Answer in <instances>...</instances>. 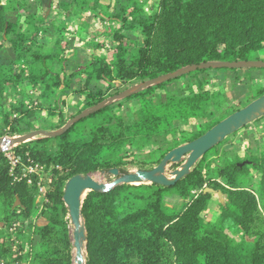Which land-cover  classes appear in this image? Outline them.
<instances>
[{"label": "trees", "instance_id": "16d2710c", "mask_svg": "<svg viewBox=\"0 0 264 264\" xmlns=\"http://www.w3.org/2000/svg\"><path fill=\"white\" fill-rule=\"evenodd\" d=\"M35 1L41 12L37 7H17L25 14L21 22L20 17L7 16L8 8L0 0V116L4 120L0 136L37 129L26 120L41 112L58 117L60 127L65 125L64 109L48 105L64 86L72 88L80 103L69 109L71 119L82 107L104 101L109 91L119 93L127 84L203 62L252 60L253 54L264 50V0H157L152 12L141 0H57L55 14L63 15L58 26L53 13L46 12L50 0ZM72 7L108 27L87 37L89 55L75 49L66 58L72 48L67 28ZM53 26L59 35L47 47L40 41ZM99 36L111 42L110 59L99 54L105 47ZM220 70L239 69H201L182 77ZM166 83L115 102L75 122L60 136L40 135L18 145L16 152L26 164L38 165L52 178L41 207L36 199L39 177L32 185L14 180L7 158L0 153V264H73L71 219L64 201L68 180L113 168L130 172L136 161L127 154L128 147L173 133L177 122L205 117L215 97L203 89L168 94L159 103L148 98ZM21 86L34 91L27 93L28 101L19 98L18 103L4 104L6 93L18 92ZM262 94L264 87L258 97ZM131 98L140 100V109L128 122L115 107ZM227 116L190 136L180 131V138L172 139L160 158L140 168H153L166 153L200 137ZM88 118L89 137L83 132ZM238 132L208 151L174 185L146 182L118 185L108 192L90 191L82 206L88 234L86 264H264V142L262 151L246 159L227 156L217 176L206 160L207 154L218 153L220 145ZM52 141L55 145H49ZM169 195L183 200L181 208L166 204ZM215 195L224 199L219 201V219L203 223V213ZM232 229L240 232L239 240L232 237Z\"/></svg>", "mask_w": 264, "mask_h": 264}, {"label": "rangeland", "instance_id": "374dc122", "mask_svg": "<svg viewBox=\"0 0 264 264\" xmlns=\"http://www.w3.org/2000/svg\"><path fill=\"white\" fill-rule=\"evenodd\" d=\"M145 6L147 12H152L157 6V0H141ZM5 2L8 12L7 16L9 18L20 17L21 22H23L25 18V14L21 9H18L20 5L24 8L37 7V11L41 12L42 8H40L35 0H3ZM57 0H50L49 7L50 10L46 11L47 14L53 13L54 25L58 26L61 23V17L55 14V4ZM36 4V6H35ZM18 7V8H17ZM54 11V12H53ZM73 16L70 17L67 28L70 31V35L68 39L70 41L76 42L77 39H83V35L93 36L97 33V30H103L105 27H108L107 24H103L100 21L93 18L89 13H83L80 8L72 7ZM51 16V17H52ZM22 27L28 28L26 24H23ZM77 31V32H76ZM80 32V34L78 33ZM65 34V33H64ZM59 35V32H56L54 26L51 27V30L45 34V38L40 41V43L44 44L47 47H50L53 44L55 38ZM136 37L135 35H133ZM77 38V39H76ZM99 40L105 41V47L101 51H99L100 56L106 57L110 59L112 57V45L109 41L108 37H98ZM87 47V45H86ZM84 49L88 55L91 53L88 48ZM68 52H73L71 49ZM7 51L4 50L3 54L7 55ZM69 53V54H71ZM68 55V54H67ZM66 55V58H68ZM72 55V54H71ZM69 56V55H68ZM264 60V50L258 51L252 56V60ZM138 83V82H137ZM135 83V84H137ZM133 86L132 84H127L125 87L121 88V91ZM264 87V69L254 68V69H239V70H228V71H207L201 73H195L189 76L181 77L172 81L167 82L163 86L156 89L155 93L148 96L155 103H159L163 100L166 95L174 94V93H186L191 90L201 91L203 89L209 90L214 94V98L211 101L209 109L205 115V117H200L194 120H190L189 122H177L176 127L172 131L173 133H168L165 136L160 137L158 140L147 142L146 144H133L132 147H128V153L131 154L130 158L135 159L136 163L129 166L130 172L136 171L145 164V162H153L160 158L161 152L166 150L169 147V142H171L174 138H180V131L185 130L187 132V136H190L194 133L201 132L206 125L212 123L214 119H220L227 116L230 112L242 108L249 104L251 101L258 97L261 89ZM105 89V88H104ZM62 90V89H61ZM107 90V89H106ZM34 92L32 87L21 86L18 92H8L3 98L4 104L10 103H18V99H22L24 101H28L26 98L27 93ZM119 92V93H120ZM38 93V91H37ZM70 93V95H69ZM68 94V95H66ZM108 97L117 94L115 90L109 91ZM106 98V99H107ZM64 101V103H63ZM71 103L69 108L66 107L67 102ZM80 103L78 99L73 93L72 88L69 86H64L63 90H57L56 95L51 98V101L48 103L50 107H58L64 109L66 113L65 118L69 120L68 112L72 107L78 106ZM65 106L66 108H64ZM86 108H81L82 111ZM140 109V100L137 98H131L123 104L116 106L115 111L121 115L126 121H132L135 117V113ZM49 111V110H48ZM31 119V120H29ZM32 121L34 122L38 128L31 131H23L21 133H13V134H4L0 137H20L24 134L30 133L35 130H46V131H57L61 129L58 117H53L49 112L37 113L32 118H28L26 122ZM3 116H0V129L3 127ZM85 126H83V132L85 136H90V128L89 124L90 119L88 118L84 122ZM22 126V125H19ZM264 142V118L261 120H257L243 129H241L237 134L233 135L229 139H227L223 144L218 148V153H209L207 154L206 160L208 163H211V168L214 173V176H217V168L219 165H222L223 161L227 156L236 157L246 159L247 155L250 153H258L263 149ZM49 145H55L52 141ZM16 146L13 148L6 150L7 154H12L16 152ZM159 149V150H158ZM129 156V155H127ZM8 160V159H7ZM9 163V160H8ZM156 166L155 164H153ZM147 166H152V164H147ZM173 167H169L167 172L170 174L173 171ZM256 174V173H253ZM95 177L104 183L111 182L115 179L113 175H105L101 172L95 173ZM48 177L45 176L44 172H42V176L39 177V181L43 187V192L38 188L37 195V203L41 207L45 200V195L47 190L49 189L50 182L48 181ZM170 177H173L170 175ZM52 181V178H51ZM39 186V185H38ZM166 204L171 207L181 208L180 205L183 203L176 195H169L165 199ZM219 201H224L221 195L218 197L214 196V200L210 207L203 213L202 222H212L215 223L219 219ZM71 219V218H70ZM70 236L72 240L73 233V225L70 221L69 224ZM230 233L233 238L239 240L240 232L237 229L230 230ZM72 255H73V264L74 262V247L72 241Z\"/></svg>", "mask_w": 264, "mask_h": 264}, {"label": "water", "instance_id": "95a60500", "mask_svg": "<svg viewBox=\"0 0 264 264\" xmlns=\"http://www.w3.org/2000/svg\"><path fill=\"white\" fill-rule=\"evenodd\" d=\"M229 68V69H264V60H239V61H209L200 64L188 65L176 71L169 72L146 81L134 84L133 86L114 94L104 101L84 109L75 117L69 119L66 124L57 131L35 130L20 137H0V153L6 148L20 145L37 136L45 135L57 137L65 133L77 121L82 120L93 113L112 105L115 102L128 98L142 90L161 83L177 79L189 73L201 69ZM264 116V94L251 101L246 106L233 112L200 137L193 141L182 144L164 155L161 161L151 169H138L136 171L121 173L118 168L102 172L105 175L111 174L114 180L108 183L98 181L94 174H77L71 177L65 186L64 201L69 209L71 222L73 225V247L74 262L76 264H86V244L88 234L82 212L84 198L90 191L108 192L122 184H141L146 182L160 185H174L181 178L188 175L193 167L212 148L222 143L227 137L243 129L247 125L259 120ZM177 165L168 174L169 167ZM172 175L173 177H170ZM210 188H206L209 191ZM19 203L17 200L16 205Z\"/></svg>", "mask_w": 264, "mask_h": 264}, {"label": "built area", "instance_id": "2783aa9c", "mask_svg": "<svg viewBox=\"0 0 264 264\" xmlns=\"http://www.w3.org/2000/svg\"><path fill=\"white\" fill-rule=\"evenodd\" d=\"M13 148H6L3 153L5 157L9 160V173L13 176L14 180L22 181L25 180L28 184L32 185L34 183L35 177L42 176L43 169L38 167V165L34 164H26L21 155L17 152H13L12 154H7L5 151ZM48 181L51 182V177H48ZM39 189L43 192V187L40 186L41 182H38Z\"/></svg>", "mask_w": 264, "mask_h": 264}, {"label": "crops", "instance_id": "0c3cea01", "mask_svg": "<svg viewBox=\"0 0 264 264\" xmlns=\"http://www.w3.org/2000/svg\"><path fill=\"white\" fill-rule=\"evenodd\" d=\"M80 33V32H79ZM77 39V38H76ZM74 40V39H73ZM73 40L71 41V45H72V48L71 50L73 51L72 53L71 52H68V55L67 57H70L71 54L73 55L75 49H78L80 52L81 51H84L85 47H86V40H87V35H83V39H77L76 42H73ZM71 53V54H69ZM68 95V94H66ZM70 95V93H69ZM71 106V103L68 101L67 104H66V107L69 108ZM64 108H66L65 106H63Z\"/></svg>", "mask_w": 264, "mask_h": 264}, {"label": "bare ground", "instance_id": "6f19581e", "mask_svg": "<svg viewBox=\"0 0 264 264\" xmlns=\"http://www.w3.org/2000/svg\"><path fill=\"white\" fill-rule=\"evenodd\" d=\"M97 179V178H96ZM98 180V179H97ZM99 181V180H98Z\"/></svg>", "mask_w": 264, "mask_h": 264}]
</instances>
